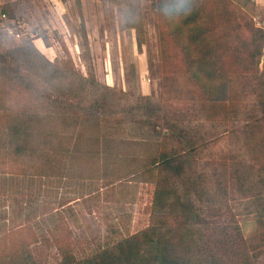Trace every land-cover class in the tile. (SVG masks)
<instances>
[{"label":"rangeland","instance_id":"374dc122","mask_svg":"<svg viewBox=\"0 0 264 264\" xmlns=\"http://www.w3.org/2000/svg\"><path fill=\"white\" fill-rule=\"evenodd\" d=\"M28 1L23 7L36 20L17 28L19 40L0 37V91L5 98L15 95L20 76L28 95L45 104L38 113L14 114V131L7 138L0 133V264L14 263L21 251L36 264H54L56 251L46 241L53 223L63 225L60 237L70 242L75 258L144 228L158 177L152 161L166 142L160 107L186 115L211 139L195 157L198 169L216 168L229 177L245 163L257 171L264 146L255 134L249 146L232 133L239 120L225 107L204 108L199 83L184 78L174 37L176 27L180 40L187 30L178 18L158 12L156 0H58L62 8L52 0ZM202 1L231 11L232 22L264 29V10L255 0ZM51 9L65 23L60 32L34 26ZM34 36L45 39L50 56L42 54L39 40L35 50ZM229 78L239 105L249 107L260 74L237 69ZM140 96L150 99L136 101ZM129 113L151 117L154 129L129 123ZM232 197L229 211L212 219L219 224L209 228V237L221 239L220 224L230 223L241 254L236 264H264V194Z\"/></svg>","mask_w":264,"mask_h":264},{"label":"trees","instance_id":"16d2710c","mask_svg":"<svg viewBox=\"0 0 264 264\" xmlns=\"http://www.w3.org/2000/svg\"><path fill=\"white\" fill-rule=\"evenodd\" d=\"M156 2L158 12L178 18L180 26L187 30L184 40H180L177 38L180 28L174 27V37L186 65L184 78L199 83L198 94L205 101L204 108L225 107L226 113L239 120L231 132L240 134L244 144L249 146L250 136L255 134L259 138L256 140L264 146L261 123L264 121V29L249 21L232 22L231 11L206 5L202 0H190V8L186 7V0ZM223 30L227 33L220 35ZM135 40L137 45L141 44L137 36ZM237 69L241 73L261 76L254 81L249 107L239 105V93L231 86L229 74ZM15 79L20 91L8 98L0 91V133L5 138L14 131L10 124L14 114L38 113L45 104L39 95H28L30 88L20 76ZM159 91L165 93L163 87ZM149 99V96H140L136 101ZM159 110L167 133H164L166 142L152 161L158 177L148 224L84 257L75 258L70 242L60 237L63 225L53 223L55 226L46 241L56 251L54 264H236L241 260L239 244L230 234L234 225L220 224L224 230L221 239L210 238L208 231L219 224L212 220L218 212L229 211L227 200L234 198L233 195L264 194V158L259 159L260 166L255 173L250 167L248 170L245 163L232 169L229 177L216 168L211 171L198 169L195 157L211 139L200 127L194 128L186 115L167 108ZM126 118L134 126L139 124L154 129L151 117L141 118L129 113ZM2 165L5 162H1L0 156V168H4ZM5 236L9 239L10 233L6 232ZM12 250L13 247L9 255ZM16 257L18 260L11 264H36L26 251Z\"/></svg>","mask_w":264,"mask_h":264},{"label":"crops","instance_id":"0c3cea01","mask_svg":"<svg viewBox=\"0 0 264 264\" xmlns=\"http://www.w3.org/2000/svg\"><path fill=\"white\" fill-rule=\"evenodd\" d=\"M31 1V0H30ZM54 3H58L60 8L64 7V5L61 2H58V0H52ZM84 0H80L81 4ZM86 1V0H85ZM90 3H93L92 0H87ZM258 3L261 4L262 0H256ZM29 2L28 0H0V13H3L5 15V19H0V27L2 31V35L0 34L1 38H8V39H18L20 38V32L17 31V28L21 26H31L32 20L35 21L36 18L34 16H31L32 9H26L23 7V4ZM35 12V11H33ZM50 14H47V11L44 12L41 16V20H39V24H35L34 26H41V28L44 30L46 28L51 27L52 29L57 28L58 32H60L61 24L63 22V18H61L60 14L54 12L52 9L49 10ZM63 15V14H61ZM47 16L45 19L44 17ZM65 24V23H64ZM65 26V25H64ZM7 28L8 30H4ZM17 34V36H15ZM37 35V34H34ZM39 40L40 43L44 47V52L42 54H47L50 56V51L48 49V46L45 44V39L42 36H34L30 39V42L32 43L33 47L36 49L34 45V41ZM38 50V49H36Z\"/></svg>","mask_w":264,"mask_h":264},{"label":"built area","instance_id":"2783aa9c","mask_svg":"<svg viewBox=\"0 0 264 264\" xmlns=\"http://www.w3.org/2000/svg\"><path fill=\"white\" fill-rule=\"evenodd\" d=\"M255 2H257V1L255 0ZM261 5H262V8L264 10V0H262ZM0 19H5V15L3 13H0ZM4 30H8V29L5 28ZM15 36H17V34H15Z\"/></svg>","mask_w":264,"mask_h":264},{"label":"clouds","instance_id":"9594fccd","mask_svg":"<svg viewBox=\"0 0 264 264\" xmlns=\"http://www.w3.org/2000/svg\"><path fill=\"white\" fill-rule=\"evenodd\" d=\"M186 5H187L186 7L190 8V5H191L190 0H186Z\"/></svg>","mask_w":264,"mask_h":264}]
</instances>
